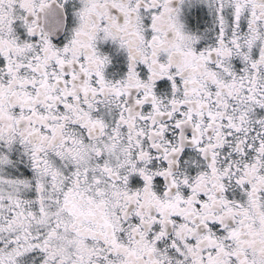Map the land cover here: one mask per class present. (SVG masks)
<instances>
[{
  "label": "snow or ice",
  "instance_id": "1",
  "mask_svg": "<svg viewBox=\"0 0 264 264\" xmlns=\"http://www.w3.org/2000/svg\"><path fill=\"white\" fill-rule=\"evenodd\" d=\"M0 264H264V0H0Z\"/></svg>",
  "mask_w": 264,
  "mask_h": 264
}]
</instances>
